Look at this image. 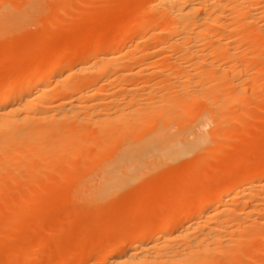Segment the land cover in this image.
I'll return each mask as SVG.
<instances>
[{"label":"bare ground","instance_id":"1","mask_svg":"<svg viewBox=\"0 0 264 264\" xmlns=\"http://www.w3.org/2000/svg\"><path fill=\"white\" fill-rule=\"evenodd\" d=\"M77 1L79 0H73V3L69 0L67 3L64 2L66 3L65 8L71 9ZM119 1L126 4L128 0H124L125 3L123 0ZM138 1L135 3H139L138 6L136 5L137 7L133 10L130 7L135 0L126 4L132 12L127 11L128 8L125 5L123 6L127 10L121 7L129 15L125 14L126 20L121 18L124 21L119 25L114 23L119 19L113 20L112 25L117 24L121 27L116 26V29L111 28L112 25H110L111 34H107V31L102 32L104 30L94 32L95 34L87 30L94 35L87 38L89 34L84 33V36L83 31L81 35L84 39H80L82 37H79L80 34L78 35L74 30L73 32L77 34L76 38L72 33L68 38L73 40L70 42V39H66L67 45L65 43V46H60L61 44L58 43V46L55 42L56 46L53 47L51 36L57 38L54 34L57 32L56 29L53 31L45 26L42 27L40 33L43 34H41L42 37L45 35L46 40L43 42L39 39L37 42L41 41L43 44L47 42L44 47L48 46L49 49L52 47L51 50L46 48L45 50L43 46L40 47L39 42L40 45H36L38 44L34 39L36 37H33L35 32L31 34L26 27L33 24L37 16H51L44 13V9L51 5V0H0V43H3L1 45L5 47L3 49L6 50L4 51L6 60H10L3 63L2 60L5 57L1 55L3 54V49H1L0 68L4 70L6 65V72L3 71V76L1 74L0 77V194L4 193L2 194L4 198L0 197V203H2L0 205L6 211L0 210V220L1 223L2 221L7 222V224L4 222L5 227L0 224L1 229L3 228L1 233L5 232L8 236L12 228L17 231L19 228L27 230L34 227L32 225L39 222L33 223L30 214L35 217L34 213H41L42 207L46 208L42 214H47V206H51H48L49 211L53 207L50 201L56 200L60 194L63 196L60 195L58 201L65 199V204L68 203L71 197L68 192L70 187L65 193L66 188L58 190L59 192L56 191L58 193L53 191L56 193L55 196L58 194L56 198L52 197L54 194L50 196L49 193L48 195L53 198H50L49 202L45 201L46 198L49 199L48 195L46 198H41L43 191H48L49 188L54 190L58 185L55 181L52 183L57 185L47 184L49 180L44 179L46 178L45 171L51 172V175L57 171L59 175H55V178L59 177L57 178L59 181L64 178L72 179L70 186L73 188L78 180H81V183L75 187L76 190H73L74 194L71 193L77 201L73 197V201L70 198L69 202L92 203L95 204L93 208L96 207L97 211V207L106 209V206H109L107 203L122 188L140 182L147 171L167 167L166 173L172 179L169 182L168 180L171 179H168V175L164 173L167 175V185L163 180L166 177L162 175V181H159L161 186L159 183L155 184L156 187L152 183L150 186V182L146 181L148 184L146 186L152 191L145 185V187L140 185L132 190L136 193L135 195L131 193L132 196H138L137 199L133 197L134 203L131 205V208H134L133 212H141L146 217L136 218L135 214H132V217L136 218L134 224L132 223L133 229H115L114 238L119 237L117 241L123 239L122 236L129 239L123 241V243L127 242L123 244V247L117 246L114 238V241L108 240L113 245H108L106 241H103L104 245H102V242L97 239H95L96 242L102 247L100 245L97 247L98 243L92 246L94 244L91 245L92 241H89L87 245L85 243L87 231L85 230V238L81 235V239L78 240L83 244L82 240L86 239L85 246L77 243L80 246L75 249L74 253L64 255V258L62 257V260L60 259L55 264H79L78 255L83 252L84 248H86V253L90 254L86 255L89 259L88 264H247L242 253L247 245L253 247V252H251L252 255L250 253L251 256L246 255L250 261L253 259L252 261L256 262V258L264 254V246L260 248L257 247L258 244L256 247L254 245L255 241L259 243V240L264 239V153L263 156L261 155V160L253 162L251 167L254 169H245L241 178L231 180L232 182L228 184L227 182L222 183L224 182L222 180L213 187L204 182L203 179L207 174L201 171L203 169L201 165L205 164L206 160L203 162L205 158L208 160L211 155L213 158L216 154H221L220 147L217 148L218 153L216 150L214 152V146L217 144L215 147H218L222 143L219 139H225L227 134L230 138L227 137L228 140L233 139L232 136L239 133L241 136L244 134V138L246 137L241 130H245L244 128L249 125L245 121V125L243 122L241 124L243 113H246V110L248 113L249 106L256 104L260 98L262 100L259 94H262L261 89H264L262 70L264 66L262 68L259 66L261 71L255 66L259 64V61L264 63V0H152L148 7L146 4L140 5L142 2ZM98 2L100 6L103 5V12L99 6L96 13L93 15L89 13L88 16H96L97 13H104L106 10V13H111V16H117L115 11L120 13V8L115 9L120 6L118 2L117 6L114 2L112 6L106 3L109 0ZM101 2L110 5L114 10L109 11L108 6V9H105L106 5ZM68 3L70 8H67ZM80 3L82 2L79 1V5ZM59 8L61 10L58 11L65 15V8ZM78 10L81 9L78 8ZM79 11L77 12L82 14V11ZM78 13L69 14L73 18L72 21L71 18L69 20L74 24L76 18L78 16L80 18L81 14ZM84 17L77 18V21L78 19L80 22L81 19L83 21ZM77 21L75 26L79 23ZM110 28L109 32H111ZM36 33L38 38L39 33ZM47 38L51 43H48ZM21 41H24V44H21L23 46L19 49L11 45ZM7 45L11 48L6 49ZM9 56L13 59L11 60ZM20 59L25 63L23 67L14 63ZM254 59L259 61H253ZM3 64L4 66H1ZM257 91L260 92L257 94ZM255 92L259 95L260 98L257 96L259 99H253ZM249 98L252 102L255 100L252 105L251 100L248 101ZM232 106H237L238 109L233 110ZM239 111H243L242 115ZM235 112L240 114H238L239 117L241 116L240 122ZM249 112L252 114L251 110ZM247 113L246 117L250 116ZM234 117L244 128L238 130L237 127L233 134L231 132L234 130L233 127L231 130L226 126H230L231 119L232 122L235 121ZM206 126H209V131L205 128ZM236 126L240 125L236 123ZM225 127L226 130L230 129L232 138L231 133H227L228 130L226 132ZM249 127L246 131L250 134L252 128ZM218 128L219 131L220 128L223 129L220 133L221 138H218ZM238 131L239 133H236ZM213 134L217 139L211 138ZM237 136L234 135V137ZM241 136L239 134L238 137ZM243 137H241L242 140ZM208 139L215 145L208 143ZM248 139L249 137H246L248 142L243 140V145H248ZM216 140L220 143H215ZM225 140L223 141L226 142ZM261 140L258 141L259 143H254L253 148L264 146ZM261 142L262 145H260ZM209 145L213 146L209 147ZM203 151L207 153H202ZM212 151L216 154L210 155ZM201 153L204 157H201ZM35 163L38 165L42 163L44 168L40 169L43 170H37L38 166ZM254 163H257L256 167ZM51 167H53V172L50 171ZM175 167L180 169L182 179L177 173L180 171ZM174 168L176 169V172L173 171L175 176L169 172ZM217 171L219 173L216 169ZM35 173H38V179L39 176H44L43 179L48 181L45 183L49 188H39L40 182L44 181L43 179L36 181ZM60 173L64 177H61ZM176 175L178 178L180 176L181 181L176 178ZM172 177L177 179H175V184ZM27 178H31L32 182L31 179H29L31 183L27 181ZM25 179L29 185L31 184L28 185L29 187L24 185ZM68 180L64 184H70ZM177 181L183 182L181 184ZM34 182H39V184L36 185ZM176 183L180 184V187L177 188ZM33 184L38 188L33 187ZM42 185L45 186L43 183ZM164 185L166 188L162 187ZM21 187L26 189L22 194L31 196V193L36 192L37 196L34 195L38 199L32 197L24 199L25 195L16 194L17 191V193L22 192ZM32 187L36 189L34 193ZM159 187L162 188L159 189ZM143 188L146 189L143 190ZM5 189L7 190L4 191ZM40 189H42L41 192H39ZM10 191L14 192L17 198L13 196L14 199H12ZM62 192L67 194L66 198ZM138 194H141L140 197ZM43 195L42 197H45ZM152 195H157V198L161 197V200L158 199L160 202H163L162 199L167 202V204L165 201L160 203L165 208H162L161 214L159 210H154L157 206ZM6 196L8 200L9 198L12 200L9 203L4 200L3 204L2 199ZM151 196L156 206L153 208L151 207L152 200L151 203L149 200L147 202V198ZM15 198L18 200L16 201ZM40 198L45 202L42 206V202L39 205ZM138 198L146 202L140 200L142 203L134 206ZM165 198L169 199V205L168 199ZM113 200L110 202L112 205ZM230 200H235L231 206L228 205ZM37 203L41 208L37 207ZM163 204L169 208H178V215H166L164 213L166 207ZM33 205H35L34 209L37 207L41 211L34 212L33 209L31 213L29 209L34 207ZM57 206H54L55 210L59 209ZM26 210H29L30 214ZM101 210L103 209L98 210V214ZM1 211L7 216L10 214L11 217L5 218L6 216H3ZM25 211L28 214L25 216L27 218L29 216L26 220L25 216L24 219L21 216ZM42 214H38L41 219L44 215ZM115 218L117 217L112 218L113 221L117 220ZM35 219L37 220L38 217ZM17 220L18 222L24 220L21 221L22 223H27L28 220L29 226L21 223L19 227L16 224ZM108 221L112 222L109 219ZM112 223L108 225L111 228L114 225ZM106 226L102 225L99 228L105 232ZM4 229H7L8 233ZM127 229L129 231L126 232ZM108 230L110 229L107 228ZM117 231H123V233L118 234ZM124 232L127 234L125 235ZM1 233L0 244L3 236ZM4 237L6 238L5 235ZM43 238L39 240V243L42 241V246L48 244L47 240L51 239ZM2 241L4 242L3 239ZM28 241L29 239L26 238L30 249L33 248L31 250L27 249L29 246L25 248L29 250V253L31 252L29 256L33 259L37 253L35 249L40 252L38 248L42 246L37 244V239L34 240L35 243L32 240V244ZM35 244L39 247L37 248ZM89 245L92 247L90 248ZM17 246L11 248L16 247L17 249ZM11 248L6 251L8 255L6 252L2 254V257H6L0 259V262L6 259L2 264H14L15 262L20 264L18 261L21 258H23L21 261L24 260L21 264H28L30 257L26 255L28 253L26 249L22 247L23 249L19 248L15 251V248L14 250ZM32 252H34L33 257ZM20 253H22L21 258ZM5 254L7 256H3ZM102 255L103 257L109 255V257L101 261Z\"/></svg>","mask_w":264,"mask_h":264},{"label":"rangeland","instance_id":"2","mask_svg":"<svg viewBox=\"0 0 264 264\" xmlns=\"http://www.w3.org/2000/svg\"><path fill=\"white\" fill-rule=\"evenodd\" d=\"M68 1V0H67ZM67 1L66 0H60V3H59V0H51V5L50 6H48V5H46V6H48L47 7V9H44V13H46V14H50L51 16H37L36 18H35V20H34V23L33 24H31V25H29V26H27L26 27V30L27 31H29L31 34L32 33H36V32H38L39 33V35H38V38H37V36L35 35V33H34V35H33V37L35 36L36 38H34L35 39V41L37 42V40H39V39H41V41H43L44 42V40H46V38H45V35H44V37H42V33H40V29L42 28V27H46L47 29H50V30H53V31H55V29H56V33L54 32V34L57 36V38L55 37V36H51V40L53 41L52 43L51 42H49V36H47L48 38V43H51V44H53L54 46L53 47H55L56 45H55V42L57 43V45H58V43H59V45L60 46H65V43H66V45H67V42H65L66 41V39H70V38H68V37H70V35L73 33V37H77L76 35L78 34H80V36L79 37H82V38H80V39H84L83 38V36L81 35V33L83 32V34L85 33V34H89V36H87V38H89L90 36H92V35H94L96 32L98 33V31L100 32L101 30H104V31H102V32H105V31H107L108 33L107 34H111L112 33V29L111 28H116L117 29V27H121V26H118L119 24H122L123 23V21L124 20H122V19H125L126 20V17L124 18V15L125 14H127V11H131L132 12V10L135 8V7H137L138 6V2H140V0L137 2L138 4H135L136 3V1L137 0H135V2H133L134 0H125V1H127L126 2V4H128L129 3V1H132L133 2V4L132 3H130V4H132L133 5V7H132V5H131V7L130 8H132V10H129L130 8L129 7H127V5L126 4H122V2H120L119 0H114V1H112V3L114 2L115 4L118 2V4L120 5V6H118V7H115V9H122L124 6L123 5H125L126 6V8H128V10L126 11L125 9H124V11H123V9H122V11L119 9V12L120 13H117V11H113L115 14H117V16H115L114 15V13H113V15L114 16H111V13H106V11H104V13H102L103 12V5L102 6H100L101 4H99V0L97 1V0H92V1H90V0H86V1H81V0H79L80 2H82V3H80V5H79V1H77L76 3L74 2V4L71 6L72 8L71 9H66L65 8V4L67 3ZM69 1H73V0H69ZM101 1V0H100ZM102 1H104V2H106L107 0H102ZM110 0H109V2H106V3H109L110 5L112 4V3H110L111 2ZM124 1V0H123ZM125 1H124V3H125ZM64 2H66V3H64ZM71 2H69L70 3V5H71ZM84 2V3H83ZM104 2H101V3H103V4H105L106 6H105V9H108V7H110L109 8V11L112 9V10H114V8H111V6L110 5H107L106 3H104ZM141 2H142V4L140 3V5H143V4H146V6L148 7L149 5H151V2H152V0H141ZM63 3V4H62ZM69 3H68V5H69ZM73 3V2H72ZM60 4V5H59ZM79 5V6H74V5ZM118 4H116V6L118 5ZM130 4H129V6H130ZM135 4V5H134ZM59 5V6H58ZM64 5V6H63ZM67 5V8L69 7L70 8V5L68 6ZM137 5V6H136ZM58 6V7H57ZM99 6H100V9L102 8V12L101 13H97L96 14V16L94 15V16H88L87 14H91V15H93L94 13H96L97 12V10H99V9H97V8H99ZM108 6V7H107ZM59 7H64L65 8V15H63V14H61L59 11L61 10ZM114 7V6H113ZM122 7V8H121ZM46 8V7H45ZM58 8V9H57ZM77 8V9H76ZM78 8L79 9H81L80 11H82V14L81 13H78L77 11H79L78 10ZM60 9V10H59ZM59 10V11H58ZM66 11H67V13H66ZM79 11V12H80ZM90 11V12H89ZM126 11V13H124ZM58 12V13H57ZM83 12H87V13H83ZM99 12V11H98ZM43 13V14H44ZM53 13V14H52ZM64 13V12H63ZM81 14L80 15V18H83L84 17V15H87L86 17H84V20L82 21V19H81V22L79 21V16L77 17V16H75V17H77V18H79L78 19V21H79V23H78V21H77V18H76V20H75V24H76V21H77V23H78V25L77 26H75V24H74V22H71L72 20H73V18H71V16L69 15V14ZM106 13V14H105ZM61 14V15H60ZM89 14V15H90ZM102 14H104V15H102ZM53 15V16H52ZM56 15H59V16H56ZM69 15V16H68ZM99 15H101V16H99ZM119 15H123V16H119ZM127 15H129V13L127 14ZM126 16V15H125ZM74 17V16H73ZM69 18H71L70 20H69ZM119 19V21L117 22V21H114V23L116 22V23H118V25L116 24V26H114V25H112L113 24V20L114 19ZM122 18V19H121ZM75 19V18H74ZM112 23V24H111ZM110 25H112V27L110 28ZM114 26V27H113ZM53 28V29H52ZM109 28H110V30H111V32H109L108 30H109ZM25 30V29H24ZM50 30H48V31H50ZM76 31V33L77 34H75V32H73V31ZM90 32V31H93V33L91 32V33H89L88 31ZM115 30V29H114ZM47 31V32H48ZM78 31V32H77ZM86 31H87V33H86ZM80 32V33H79ZM38 33H36V34H38ZM42 34V35H41ZM75 34V35H74ZM85 34H84V36H85ZM99 34H101V33H99ZM103 34H106V33H103ZM41 35V36H40ZM59 35V36H58ZM60 35H62V36H60ZM40 37H42V38H40ZM59 37V38H58ZM79 37L77 38L79 41H80V39H79ZM45 38V39H44ZM54 38L56 39V40H54ZM75 38H74V40H75ZM71 40H73V39H70V42H71ZM41 41H38L37 43L38 44H36V45H40V47L41 46H43L42 48L43 49H48V50H51L52 49V47L49 49V48H47L46 46L44 47V44L45 43H47V42H45L44 44L41 42ZM69 41V40H68ZM70 42H68V43H70ZM77 42V41H76ZM1 44H3V43H0V51H1V49H3V48H5V47H3V45H1ZM21 44H24V41H21L20 43L18 42V43H16V44H11L13 47H15L16 49H19V48H21L23 45H21ZM64 44V45H63ZM46 45H48V44H46ZM58 45V46H59ZM8 46V45H7ZM49 46H50V44H49ZM13 47H12V49H13ZM8 48H11V46L9 45L8 47H6V49H8ZM45 49V50H46ZM3 51V52H2ZM1 52L3 53V54H1L2 56H4L5 57V59H3L2 60V58H0V61L2 60L3 61V63H5V62H7V61H10V60H6V52H4V51H6V50H2ZM8 55H10V54H8ZM12 56V55H11ZM11 56H9L10 58H11V60L13 59ZM1 57V56H0ZM9 58V59H10ZM8 59V58H7ZM16 61V60H15ZM253 61H256V62H258L259 60H253ZM2 63V62H1ZM15 64H17L18 63V65H19V67H23L24 65H25V63H24V61L22 60V59H20V61H18V62H14ZM27 63V62H26ZM12 64V63H11ZM260 64V65H259ZM259 64L257 63L256 64V68L257 69H260V68H262V66H264V63L263 62H261V61H259ZM254 65H255V63H254ZM253 65V66H254ZM1 66H4V64L3 65H1ZM259 66H260V68H259ZM255 67H254V69H255ZM4 68V67H3ZM1 69V68H0ZM5 69H6V65H5ZM0 70V77H1V74H2V72L3 71H5L6 72V70ZM262 70H263V72H264V67L262 68ZM260 71H261V69H260ZM263 72H262V74H263ZM4 73V72H3ZM2 76H3V74H2ZM264 79V78H263ZM262 79V80H263ZM264 81V80H263ZM263 87H264V85H263ZM262 87V88H263ZM263 90V91H262ZM260 91H257V94L259 93ZM261 92H263L264 93V89H261ZM250 92L248 91V94H249ZM262 93V94H263ZM255 94H256V92H255ZM254 94V96H255V98L253 97V99H257L258 97H259V95H260V97H262V100H260L259 98V101H256V104H253V102H255V100L252 102V99L251 98H249L248 99V101L250 102V100H251V105L252 106H254L255 105V107H252V106H249V110H248V113H247V110H246V113H247V115H250V116H248V117H246V113L244 112L243 113V116H242V118L243 119H241V116L239 117V115L243 112H240V114L238 115L237 114V112H235V115H237V117H239V122H240V119H241V124H243L244 123V125H245V122L250 126H246L245 128H244V126H241V124H239L238 123V121H236V119L237 118H235V121H234V119H233V121L234 122H232V119H231V123H230V121H229V127L228 126H226L227 128H231V130H232V127H233V131H231V132H233V134H234V131L235 130H237V127H238V130H240V128L242 129V128H244L245 130H241V132H244L245 133V135H246V137H249V143H247L248 145H243V140H246V137L244 138L243 136H244V134H243V136H241V133H239V131L238 132H236V133H239L240 134V136L241 137H243V140H242V138L241 137H238L239 136V134H234L235 136H237V137H234V135L232 136V133L228 130V132H227V130H226V127H225V130H226V132L227 133H231L230 134V137L232 136L233 137V139H231V140H228V139H230L229 138V136H228V134H227V136H226V138H225V136L223 135L222 137H224L225 139H227V137H228V139L227 140H225V139H223V140H225L226 142H224L223 140H220L219 139V141H222V143H220L219 141H214L215 143L217 142V143H220L219 145H221V146H219L218 145V147H215V146H217V144L215 145V144H213V141L212 142H210V139L211 138H213V139H217V138H215V134H217V133H215V134H213V136H211V138L210 139H208L209 141H208V143L210 142V143H212L213 145H215L214 146V152H215V150H216V153H218L217 151H218V149H219V147H220V149H221V147H222V150H220L219 149V151H220V153L221 154H216V153H213V151L211 152V153H209L210 155L211 154H213V155H215L216 154V157L214 156L213 158H212V155L208 158V160L205 158L204 159V161L203 162H205V160H206V162H205V164H203V165H201L202 164V161H201V166H202V170H201V167H200V170L204 173V172H206L205 174H207V176H206V178H204L203 180H204V182L207 184V185H209L210 187H213L217 182H220V181H222V180H224V182L222 181V183H226L227 182V184H228V182L230 183V182H232L231 180H238L237 178H241L243 175H244V173H243V171H245V169H247V168H251V170H252V168L253 167H251L252 166V164H253V162L255 161H259V160H261L260 158H262V154L264 153V146L262 145L263 143H264V110H262V109H264V99H263V97H264V95H262V94H259V95H255ZM262 95V96H261ZM258 96V97H257ZM248 98V97H247ZM247 98H245V99H247ZM247 101V100H246ZM247 101V103H249ZM262 103H261V102ZM239 106V105H238ZM235 107V106H234ZM234 107L232 106L231 107V109H233V110H236V109H238L237 108V106L235 107V109H234ZM252 107V108H251ZM243 110H244V107H243ZM251 110V113L252 114H250V111ZM234 115V114H233ZM242 115V114H241ZM245 116V117H244ZM243 120V121H242ZM245 121V122H244ZM243 122V123H242ZM236 123H237V125H240V126H236ZM260 124V125H259ZM257 125H258V127H257ZM220 127H224V126H220ZM247 127H249V128H252V133H248L249 131H246V128ZM207 130L209 129V126H206L205 127ZM222 128H220V131H219V128L217 129L218 131H219V137L218 138H221L220 137V133H222ZM216 130V131H217ZM250 130V129H249ZM209 131V130H208ZM247 134H248V136H247ZM218 135V134H217ZM250 135V136H249ZM210 136H208V138H209ZM231 137V138H232ZM258 139V140H257ZM262 139V140H261ZM212 140V139H211ZM242 140V141H241ZM260 140L263 142H261V144L260 145H262V146H257V147H255V148H253L254 146L253 145H255L254 143H256V142H260ZM246 142H248L247 140H246ZM258 142V143H259ZM225 143V144H224ZM250 143H251V145H250ZM257 143V144H258ZM208 145V144H207ZM212 145V146H213ZM222 145H224V146H222ZM211 145H209V147H210ZM211 146V147H212ZM218 148V149H217ZM211 149H213V148H211ZM222 151V152H221ZM202 153H207V151H203ZM202 153L200 154V155H202ZM219 155V156H218ZM262 155V156H261ZM206 156V155H205ZM218 156V157H217ZM58 157V156H57ZM201 157H204L203 155L201 156ZM259 158V159H258ZM234 160V161H233ZM257 161V162H258ZM252 162V163H251ZM37 163H35V165H36ZM176 164H178V163H176ZM176 164L174 165V166H176ZM257 164V163H256ZM255 163H254V165H255V167L257 166ZM36 166H38V168H37V170H39L40 168H44L43 167V164L42 163H39V165L37 164ZM35 166V167H36ZM42 166V167H41ZM178 167V166H177ZM52 168L53 167H51L50 169V171H52L53 172V170H52ZM176 168V167H175ZM170 169L169 170V172H171L172 174H173V171H175L176 172V169ZM219 168H222V169H219ZM167 167H163V168H160V169H157V170H153V171H147V173L141 178L142 180L140 181V182H138L137 184H134V185H131V186H128V187H125V188H122L117 194H116V196H114V202H113V205L112 204H110V202H112V200L111 201H109V203H107L109 206L111 205L114 209H112V207L110 208L109 206V209H108V207L105 205V204H103L104 206H106V209H104L103 207H100V208H102L103 210H101V211H99L100 212V214H98V210H100V208L99 207H97V211L95 210L96 209V207L95 208H93L94 206H95V204H92V203H87V204H85L84 202H82V201H78L77 203L76 202H69L70 201V198L72 199L74 196H72V194L71 193H73L74 191L73 190H76L75 189V187L77 186V185H79V183H81V180H78V183H76V186L73 188L72 186H70V185H72L71 184V181L70 180H72V179H66V178H62L63 180H57V178L59 179V177H57V178H55V175H59V173L57 174L56 172L57 171H54V174L52 173V175H51V172H44V173H46V175H48V176H46L45 174V177L46 178H44V176L43 177H41V176H39V179H38V173L36 174L37 175V178H35L36 179V181H37V179L38 180H42L43 178L45 179V180H49V182L48 181H44V179H43V181L44 182H40L41 183V185L39 186V188H44L45 187V189H46V187H48L49 188V186L50 185H52V186H54V185H57V186H55L56 188H54V190H52L51 188H49V190H52V191H49L48 190V188H47V190L48 191H43L41 194L43 195L44 193V195L43 196H45V197H42V195H41V198H46V196L50 193V196L52 195V194H54V196H52L53 198L55 197H57V195L55 196V194L56 193H58L59 191L58 190H62V189H65V191H64V193L65 192H67V190H69L68 192H70V195H71V197H70V195L68 196V197H70L69 198V201H67V199H66V201L68 202V203H66L65 204V199L63 200V201H61V202H59L58 200V198H59V196L60 195H62V194H60L58 197H57V199L55 200H53L52 202L50 201V198H52V197H50L49 195H48V197H49V199L48 198H46V199H48V200H46L45 199V201H47V202H49L50 201V205L51 204H53V207L50 209L51 211H49V208H48V206H47V210H48V213L47 214H42V212H43V210L44 211H46V208L44 209V207H42L43 208V210H42V212L41 213H38L37 211L38 210H40V209H37V207H39V208H41V206L43 205V204H45V202H43L42 200H41V198H40V200H38L39 201V205H40V203H41V206H39L38 205V203H37V207H36V209H34L35 208V205H33L34 207H30V211H31V213H32V211H33V209L35 210L34 212H37L36 214L34 213V215H35V217H38V219L36 220L35 219V217H32V215L30 214V212H29V210L27 211V213L29 212V214H30V219H32L33 220V223H36V222H39V223H36V224H34V225H32L31 223V225L32 226H34V227H30V228H28L27 230H24V229H20L19 228V230H15V228H12V231L10 230L9 231V233L11 232V236L8 234V236H10V237H8L7 236V234H5V230H7V229H4V234H2L1 233V230L3 229H1V227H0V233L4 236H6V238L4 237L3 238V236H2V239L4 240V242L2 241V239H1V244H0V249H1V251H2V253H1V251H0V259L2 260V258H6V257H2V254H4V252H6L7 250H9L8 248H11L12 246H16V245H18V246H20V247H18L17 246V249L19 250V248H24V249H26L25 248V246H29V247H27V249H29V250H31L30 249V244L28 243L27 244V242H26V238H28L29 239V241H30V243H31V241L33 240H35L36 241V239L38 240V241H36L37 242V244L39 245H41V243H42V241H40V243H39V240H40V238H43V237H49V238H51V239H48L47 240V243L48 244H45V245H47V246H45V248H43L44 246H42L41 248L38 246V245H36V247L38 248V250L40 251V252H38L37 251V249H35L36 251L35 252H37V253H35L36 255H34V252H32L33 254H32V257H33V255H34V257L35 258H31V256H29V255H31L30 253H29V250H25V251H27L28 253L26 254V255H28V258L30 257V259H32V261L30 262V259L28 260V264H55L57 261L59 262L60 261V259L62 260V257L64 258V255H69V253H74L75 252V249L77 248V247H79L80 245H77V243H79V241L78 240H80L81 238V235H83L82 237H84L85 238V235H86V239H84V238H82V239H84V240H82V242L84 241L85 242V240H86V244L89 242V241H92V243H91V245L92 246H94L96 243H98V242H96V240L95 239H97L98 241L100 240V242H102L101 244L102 245H104L103 243V241H106V242H108V240H111V241H114V240H116L117 241V239H119V237H117V236H121V235H118L119 233H123V231H120V232H118V234H117V238H114V235L116 234V231H115V229L116 228H123V230L124 229H126V228H128V229H133L134 228V225H132V223L134 224V219H136V218H138V217H140V218H145L146 217V215L145 214H141V212H133V209L134 208H131V205H132V203H134V198H136L137 199V195L136 196H132V194L134 193V195L136 194L135 192H133L132 190H135L134 188L135 187H140V185H141V187L143 186V187H145L146 186V181H148V182H150V186H152L153 184V186H155V184H158L159 183V185L161 186V184H160V182L162 181V179H161V177H162V175L164 176V177H166L165 179H163V180H165V183H166V185H167V181H166V179H167V175H168V173H166L167 172ZM216 169L217 170H219V173H218V171L216 172ZM248 169V170H249ZM254 169V168H253ZM41 170H43V169H40L39 171H41ZM47 170V169H46ZM177 170H179L180 171V169L178 168ZM175 172H174V176H175ZM48 173V174H47ZM71 173V172H70ZM164 173H166V174H164ZM177 173H179L178 175H182V174H180L181 173V171L180 172H178L177 171ZM49 174H50V176H49ZM73 174V173H72ZM170 174V173H169ZM172 174H171V176H172ZM204 174V175H205ZM41 175V174H40ZM178 175H176L177 177L176 178H178ZM60 176L62 177L63 175H61V173H60ZM70 176V175H69ZM180 176H179V178H178V180L179 181H181L180 180ZM48 177H50V178H48ZM51 177H52V179H51ZM54 177V178H53ZM64 177V176H63ZM66 177V176H65ZM170 176L168 175V179H171V178H169ZM204 177V176H203ZM163 178V177H162ZM172 178H174V184H175V181L177 180L175 177H172ZM29 179H31V178H29ZM29 179L27 178V181H29ZM50 179L52 180V181H50ZM54 179V180H53ZM66 179V180H65ZM176 179V180H175ZM181 179H182V176H181ZM40 180V181H41ZM56 180H57V182H56ZM68 180V182H70V184L69 183H66V184H64L66 181ZM161 180V181H160ZM234 180V181H235ZM33 181H35V180H33ZM35 181V182H36ZM55 181V183H57V184H53L52 182H54ZM58 181H59V183H58ZM152 181V182H151ZM160 181V182H159ZM169 182H171L172 181V179L171 180H168ZM22 182H24V181H22ZM30 182V181H29ZM31 182H32V179H31ZM30 182V183H31ZM34 182V183H35ZM49 185H47L46 183ZM63 182V183H62ZM72 182H73V180H72ZM145 182V183H144ZM168 182V183H169ZM178 182V181H177ZM183 182V181H182ZM182 182H178V183H181L182 184ZM38 184H39V182H37ZM37 183H35L36 185H37ZM42 183L43 184H45V186H43L42 185ZM52 183V184H51ZM142 183H144L143 185H142ZM151 183H152V185H151ZM163 184H164V182H162ZM172 183V184H173ZM178 183H176L177 184V188L178 187H180V184H178ZM22 184H24V183H22ZM61 184V185H60ZM68 184H69V186H68ZM162 184V185H163ZM170 184V183H169ZM174 184H173V186H174ZM25 186H28L29 184L26 182V179H25V184H24ZM31 185V184H30ZM29 185V186H30ZM36 185H34L33 184V187L35 186L36 188H38ZM137 185V186H136ZM145 185V186H144ZM148 185V184H147ZM158 185V186H159ZM179 185V186H178ZM22 186V185H21ZM28 186V187H29ZM32 187V188H33ZM70 187V188H69ZM147 187V186H146ZM156 187V186H155ZM154 187V188H155ZM163 188L165 187V185L164 186H162ZM162 187H159V189H161ZM172 187V186H171ZM67 188H69V189H67ZM71 188H73V189H71ZM136 188V189H137ZM147 188H150V187H147ZM166 188V187H165ZM174 188H175V186H174ZM20 189V188H19ZM19 189H17V190H19ZM21 189H22V192L21 193H17V192H15L16 190H14V192L16 193V194H22L23 193V190H26V189H23L22 187H21ZM20 189V190H21ZM45 189H43V190H45ZM140 189V188H139ZM144 189H146V188H143V190ZM158 189V190H159ZM167 189H169L168 188V186H167ZM167 189H165V191H167L168 192V190ZM7 189H5L4 191H6ZM11 190V189H10ZM35 190L36 189H34L33 188V193L35 192ZM142 190V191H143ZM148 190V189H147ZM150 190H151V188H150ZM172 190H173V188H172ZM175 190H176V188H175ZM12 191V190H11ZM9 192V194L10 195H12V199H14L13 198V196L14 197H16V194H14V192ZM27 191H30V190H27ZM26 191V192H27ZM42 191V189H40V191L39 192H41ZM53 191H58V192H53ZM132 191V192H131ZM137 192H139L138 191V189L136 190ZM152 191V190H151ZM171 191V190H170ZM8 192V191H7ZM20 192V191H19ZM25 192V191H24ZM46 192H48V193H46ZM129 192V193H128ZM12 193V194H11ZM31 193V192H30ZM63 193V192H62ZM63 193V194H64ZM132 193V194H131ZM2 194H4L3 192H2ZM2 194H0V197L1 198H4V196L2 195ZM6 194V193H5ZM9 194H8V197H9ZM36 196H37V194L38 193H34ZM34 194H32L31 193V196H27V195H25V194H22V195H25V198H24V196H23V198L24 199H27L26 197H29V199H30V197H32V198H34V199H38V198H36L35 197V195ZM74 194V193H73ZM30 195V194H29ZM40 195L38 196V197H40ZM65 195V194H64ZM67 195V194H66ZM66 195L64 196L65 198H66ZM139 195V197H140V195L141 194H138ZM17 196H20V195H17ZM34 196V197H33ZM63 196V195H62ZM61 196V197H62ZM144 195H142V199H144L145 197H143ZM152 196L154 197V198H152ZM150 198L148 197L147 198V202H148V200H149V203H151L152 202V208L155 206L154 205V202H153V200L152 199H154V201H156V206H157V208H154V210L155 211H157V210H159L158 212H160V214H161V212L163 211V209H165V208H163V206H161V204L162 203H164V201L165 200H163L162 199V201L163 202H160V200H161V197H158L157 198V195H152ZM11 197V196H10ZM63 197V198H64ZM134 197V198H133ZM147 197V196H146ZM157 199H156V198ZM17 198V197H16ZM16 198H15V200H16ZM23 198H22V200H23ZM31 198V199H32ZM52 198V199H53ZM152 198V199H151ZM160 198V200L158 201V199ZM12 199H10L9 198V200H8V198H7V196L5 197V199H2L3 201L5 200V201H8V203L12 200ZM21 199V198H20ZM76 198L74 197V200H75ZM142 199H140L141 201H142ZM166 200L168 199V198H165ZM1 200V201H2ZM13 201L14 203L18 200H16V201ZM33 200V199H32ZM44 200V199H43ZM139 200V198H138V200H136V203H135V205L134 206H137V205H139V204H141L142 202H146V200H144V201H140ZM152 200V201H151ZM2 201V202H3ZM5 201L3 202V204L5 203ZM37 201V202H38ZM72 201H73V199H72ZM75 201H77V200H75ZM139 201V202H138ZM151 201V202H150ZM159 203H158V202ZM168 201V205H169V199L167 200ZM126 202H128V203H126ZM166 202V201H165ZM235 202V200H230L229 201V203H228V205L229 206H231V205H233V203ZM7 203V202H6ZM60 203V204H59ZM64 203V204H63ZM161 203V204H160ZM232 203V204H231ZM0 204H2V203H0ZM137 204V205H136ZM166 204H167V202H166ZM166 204H163V205H165V207L167 206ZM55 205H58L57 207L59 208V209H57V210H55L56 208H54V206ZM102 205V206H103ZM45 206V205H44ZM134 206H132V207H134ZM155 206V207H156ZM1 207H3L2 205H0V210H3L4 211V209L3 208H1ZM5 207V206H4ZM46 207V206H45ZM49 207H51V206H49ZM159 207V208H158ZM13 208V207H12ZM12 208H10L11 210H13ZM54 208V211L52 212V209ZM99 208V209H98ZM163 208V209H162ZM6 209H9V208H6ZM160 209H162V210H160ZM37 210V211H36ZM116 210H118V211H116ZM3 211H1V212H3ZM6 211V210H5ZM4 211V212H5ZM10 211V210H9ZM26 211L25 212H23L24 213V215H21V216H23L22 218L24 219V216L25 215H28V214H26ZM41 211V210H40ZM39 211V212H40ZM96 211L97 212V215H95L96 214V212L94 213V212ZM114 211V212H113ZM165 211V210H164ZM4 212L2 213L3 214V216L5 215L6 217L5 218H7V219H9V217H11V215L9 216H7V214H4ZM14 211H12V213H13ZM93 212V213H92ZM115 212H117V213H115ZM178 212H179V209L178 208H176V207H172V208H169V207H166V211L164 212L166 215H168V216H176V215H178ZM7 213V212H6ZM8 213H11V212H8ZM21 214V213H20ZM43 215L42 217V219L41 218H39V215ZM132 214L134 215V216H136V218H134V217H132ZM163 214V213H162ZM38 215V216H37ZM140 215H142V216H140ZM164 215V214H163ZM143 216H145V217H143ZM19 217V216H18ZM26 218H25V220L26 219H28L29 218V216H28V218H27V216H25ZM113 217H117V218H115V219H117L116 221L114 220L113 221ZM1 218H3V217H1ZM20 218V217H19ZM19 218H18V220H19ZM29 219V220H30ZM110 220V221H112L111 223L112 224H114L113 226H112V228L111 227H109L110 226V224L107 222V220ZM2 220H4V218L2 219ZM18 220H17V222H18ZM35 220V221H34ZM38 220H40V221H38ZM21 221H24V220H20L18 223H16V224H20V225H22L23 223H26V222H21ZM31 221V220H30ZM4 222H6V221H4ZM3 221H2V223H1V220H0V224H1V226L3 225L4 227H5V225L7 224V222H6V224L4 223ZM108 223V224H106V223ZM22 223V224H21ZM26 224H28V226H29V223H28V220H27V223ZM19 225V227H21ZM24 225V224H23ZM102 225H107L105 228H106V230H105V232H103L104 230L103 229H101V228H99V227H102ZM109 225V226H108ZM2 226V227H3ZM17 225H15V227H16ZM132 226V227H131ZM23 227V226H22ZM104 228V227H103ZM104 228V229H105ZM107 228L108 229H110V230H108L107 231ZM17 229V228H16ZM88 229V230H87ZM100 231H99V230ZM126 230V232L127 231H129V230ZM87 231L86 233L88 234V232H89V234H88V236H87V234L85 233V235H84V231ZM103 230V231H102ZM114 230V231H113ZM117 230V229H116ZM120 230V229H119ZM51 232V233H50ZM114 233V234H112V233ZM126 232H124V234L126 235L127 233ZM6 233H8V230H7V232ZM99 233H101V234H99ZM104 233V234H103ZM111 233V235H109ZM52 234V235H51ZM49 235V236H48ZM52 237H51V236ZM104 235H106V236H104ZM107 235H109V236H107ZM124 235V236H125ZM29 237H31V238H33V239H31L30 240V238ZM0 238H1V236H0ZM113 238H114V240H113ZM122 238L123 239H120V241L122 242H120L119 240L116 242V241H114L116 244H117V246H119V247H123L124 245L123 244H125V243H127V242H124L123 243V241H127V240H129V239H127V238H125V237H123L122 236ZM44 239V238H43ZM125 239V240H124ZM42 240V239H41ZM46 240V239H45ZM45 240H43V241H45ZM93 240H94V242H93ZM25 241V242H24ZM28 241V242H29ZM35 241L33 242V243H35ZM261 241V242H260ZM81 242V241H80ZM83 242V244L82 243H79V244H82L83 245V247L85 246V243ZM105 242V243H106ZM2 243H5V244H3L2 245ZM44 243H46V241L44 242ZM89 243V244H90ZM114 243V244H115ZM261 243V244H260ZM19 244H21V245H19ZM23 244V245H22ZM25 244V245H24ZM32 244V243H31ZM101 244H97L96 246L98 247V245H100L101 246ZM107 244V243H106ZM113 245L112 244V242L110 243V241L108 242V245ZM257 244H258V246H257ZM81 245V246H82ZM88 245V244H87ZM91 245H89V247L91 248L92 246ZM254 245H255V247L257 246V247H260V248H262L263 246H264V239H262V240H259V243L257 242V241H255L254 242ZM260 245V246H259ZM33 246H34V244H33ZM253 246V245H252ZM36 247H34V248H36ZM87 247V246H86ZM88 247V248H89ZM102 247V246H101ZM248 247V248H247ZM247 247H244V249H243V251H242V253L244 254L243 256H244V258L247 260V264H256V263H258V264H264V254L263 255H260V256H258V258H256L257 259V261L256 262H253L252 260L250 261V259H249V257L248 256H251L252 255V253L251 252H253V247L251 248V245H250V247L247 245ZM254 247V248H255ZM15 249H16V247H14ZM14 248L12 249V250H14ZM22 248V249H23ZM43 248V249H42ZM87 248V249H88ZM100 248V247H99ZM250 248V249H249ZM17 249L15 250V251H17ZM21 249V250H22ZM42 249V250H41ZM85 249L86 248H84L83 249V252L81 253V254H79L78 255V259H80V262H79V264H88L89 262H88V256L90 255H88V253H86L87 251H85ZM264 249V248H263ZM89 250V249H88ZM22 251H24V250H22ZM21 251V252H22ZM34 251V250H33ZM85 251V252H84ZM90 251V250H89ZM88 251V252H89ZM264 251V250H263ZM9 252H11V250L9 251ZM8 252H6V254H7ZM25 253V252H24ZM250 253H251V255H250ZM3 255V256H7V255ZM248 256H247V255ZM26 255H24L25 257H24V259H26ZM81 255V256H80ZM86 255H88V256H86ZM21 256H22V253H20V258H21ZM106 257H103V255H102V259H101V261H104L105 259H107V256L109 257V255H105ZM18 258H19V255H18ZM27 258V259H28ZM100 258H101V256H100ZM16 260H17V258H15ZM21 259H23V258H21ZM21 259H20V261H18L20 264H21V262L22 263H24L23 261L24 260H22L21 261ZM4 260H6V259H3V261ZM19 260V259H18ZM3 261L2 262H0L1 264L3 263ZM26 261V260H25ZM255 261V260H254ZM30 262V263H29ZM16 264H18L17 262H15ZM14 263V264H15ZM26 263V262H25ZM246 264V263H245Z\"/></svg>","mask_w":264,"mask_h":264}]
</instances>
